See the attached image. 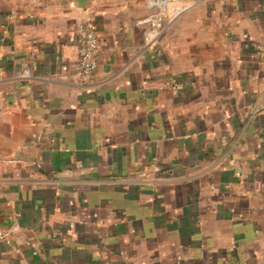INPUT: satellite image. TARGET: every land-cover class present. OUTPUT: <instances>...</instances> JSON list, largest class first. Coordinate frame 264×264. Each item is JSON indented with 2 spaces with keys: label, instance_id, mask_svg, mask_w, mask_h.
Here are the masks:
<instances>
[{
  "label": "crops",
  "instance_id": "1",
  "mask_svg": "<svg viewBox=\"0 0 264 264\" xmlns=\"http://www.w3.org/2000/svg\"><path fill=\"white\" fill-rule=\"evenodd\" d=\"M148 1L0 0V264H264V0Z\"/></svg>",
  "mask_w": 264,
  "mask_h": 264
},
{
  "label": "built area",
  "instance_id": "2",
  "mask_svg": "<svg viewBox=\"0 0 264 264\" xmlns=\"http://www.w3.org/2000/svg\"><path fill=\"white\" fill-rule=\"evenodd\" d=\"M150 11L147 15L137 20V25L144 28V40L147 46H153L161 38L167 25L180 17L187 7L182 0H149ZM77 44V76L85 82L91 80L98 66V52L100 46L99 33L92 20L79 24L76 34ZM24 76H29L25 71ZM161 87L172 92L182 89L180 82L168 76L161 82ZM5 229L0 224V238L5 236Z\"/></svg>",
  "mask_w": 264,
  "mask_h": 264
}]
</instances>
